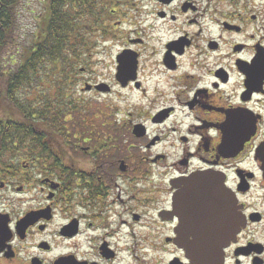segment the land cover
<instances>
[{
	"label": "flooded vegetation",
	"instance_id": "af4514ba",
	"mask_svg": "<svg viewBox=\"0 0 264 264\" xmlns=\"http://www.w3.org/2000/svg\"><path fill=\"white\" fill-rule=\"evenodd\" d=\"M139 1L92 97L0 116V264H264V0Z\"/></svg>",
	"mask_w": 264,
	"mask_h": 264
},
{
	"label": "trees",
	"instance_id": "16d2710c",
	"mask_svg": "<svg viewBox=\"0 0 264 264\" xmlns=\"http://www.w3.org/2000/svg\"><path fill=\"white\" fill-rule=\"evenodd\" d=\"M17 2L18 0H0V99L3 100L1 102L7 103V107L0 109L1 117L33 115L35 108L30 106L29 101L22 102L16 93L22 87L32 86L34 80L42 77L43 71L46 75L54 71L53 77L58 75L63 78L61 81L57 79V86L63 87L64 80L67 79L69 84L73 83V75L81 63L76 52L89 50L88 29L92 31V23L106 12L107 4H112V0H44V10L38 20L36 35L29 45L22 46L12 43L17 30ZM17 46L19 48L15 49V53L9 54L6 62L2 58L4 61L1 62L3 49ZM47 93L48 99L52 97L51 99H56L58 103L51 107H64L59 101L65 100L58 95L54 98L52 93ZM46 106H43L42 110L48 118L50 114ZM53 124L56 128L63 125L57 117Z\"/></svg>",
	"mask_w": 264,
	"mask_h": 264
},
{
	"label": "rangeland",
	"instance_id": "374dc122",
	"mask_svg": "<svg viewBox=\"0 0 264 264\" xmlns=\"http://www.w3.org/2000/svg\"><path fill=\"white\" fill-rule=\"evenodd\" d=\"M132 1V0H131ZM113 3V2H112ZM116 5H120V3H117ZM124 5V4H123ZM120 8H116V11L113 15L109 16L108 20L103 22L102 24L108 23L109 25H114L115 20H120L119 26H117V31H120V35L125 38L126 35L131 34L132 31H135V29L140 28V25L133 24L135 22L134 18L133 20H130L129 17H126L125 15L129 16L131 14L133 15H139L136 9H130L128 5H124ZM139 6H141V9L143 11H147V0H140ZM113 4H110L107 9L106 13L109 9H111ZM115 6V5H114ZM115 8V7H113ZM44 10V0H18L15 6L16 19H17V30L13 35L12 43H16L18 45L22 44V46L29 45L31 41L33 40L34 36L36 35V27L38 24V20L40 16L42 15ZM101 17V16H100ZM86 22V21H85ZM99 23V18L93 22V29H88L90 32L89 35V44L91 48L87 52L80 53V51L76 52L77 57L80 58V61H82L85 58L86 53H95L100 52L103 48H108L111 45V49L108 51V53H115L120 49V45L114 44L112 45L111 42H107L106 44H99L100 40L103 39L102 32L96 31L97 24ZM147 25V22L142 24V28ZM96 42H99L98 49L96 48ZM19 48L17 47H7L4 48L1 54V62H6L9 58V54L15 53V49ZM85 51V50H84ZM84 54V55H83ZM16 56V54H15ZM76 57V58H77ZM4 58V60H2ZM94 60H96V57H93ZM104 67L96 66L95 68L100 71V73H105L107 71V65H108V57L104 59ZM81 66V65H80ZM79 68V64L77 66ZM51 71V70H50ZM54 72V71H53ZM53 72L46 75L45 71H43V75L41 73V76L39 80H34L32 86H25L22 87L20 91H18L16 94L19 96L22 102L29 101L30 106H33L34 108L37 106L43 107L45 105H49L51 107L52 102L58 104L56 102V99L47 98L48 93H52V96L58 95L63 100H77V101H85L88 99V96L92 97L93 93H83L82 88L83 83L78 78H75L73 83L69 84L68 79L63 83V87L57 86L58 80L61 81V79L58 75L53 77ZM78 73V70L76 71ZM46 75V76H45ZM52 75V76H51ZM58 79V80H57ZM57 80V81H56ZM70 85V86H69ZM62 88V89H61ZM64 89V90H63ZM63 90V91H62ZM118 99H107V102L113 100L114 102H119L120 106H124V101H132V99L137 100L135 98L134 94H130L129 91H120L118 94ZM123 97V98H122ZM106 100V97H101ZM36 99V100H35ZM100 99V97L98 98ZM90 100V99H89ZM3 100L0 99V105L4 107L7 105L6 102H1ZM58 101V100H57ZM31 102L32 105H31ZM96 104L92 105V108H96ZM7 107V106H5ZM56 107V106H52ZM125 109V108H124ZM63 128V126L61 127ZM63 130V129H62Z\"/></svg>",
	"mask_w": 264,
	"mask_h": 264
},
{
	"label": "water",
	"instance_id": "95a60500",
	"mask_svg": "<svg viewBox=\"0 0 264 264\" xmlns=\"http://www.w3.org/2000/svg\"><path fill=\"white\" fill-rule=\"evenodd\" d=\"M127 71H129V68H126V69L120 70L118 75H121L122 72H123V74H124V72H127Z\"/></svg>",
	"mask_w": 264,
	"mask_h": 264
}]
</instances>
